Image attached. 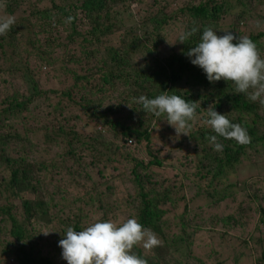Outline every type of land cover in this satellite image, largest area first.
Returning <instances> with one entry per match:
<instances>
[{
  "label": "trees",
  "instance_id": "obj_1",
  "mask_svg": "<svg viewBox=\"0 0 264 264\" xmlns=\"http://www.w3.org/2000/svg\"><path fill=\"white\" fill-rule=\"evenodd\" d=\"M41 2L0 0V16L15 18L0 36V264H67V227L130 218L161 241L133 247L147 264H189L184 244L205 229L214 264H264V174L228 183L242 164L264 161V105L210 82L186 54L211 26L248 36L264 58V12L248 26L254 0ZM165 91L197 103L189 135L177 139L134 102ZM210 106L250 143L218 137L223 151L214 150Z\"/></svg>",
  "mask_w": 264,
  "mask_h": 264
},
{
  "label": "clouds",
  "instance_id": "obj_2",
  "mask_svg": "<svg viewBox=\"0 0 264 264\" xmlns=\"http://www.w3.org/2000/svg\"><path fill=\"white\" fill-rule=\"evenodd\" d=\"M14 23V17L0 16V36L7 35ZM197 32L198 27L182 32L179 42L187 43ZM223 32V35H218L211 26L205 27L200 41L190 48L187 56L192 58L193 65L203 69L210 82L221 79L231 82L234 94H246L249 100L264 105V58H261L257 45L246 35L237 37L231 31ZM134 102L142 105L148 114L163 117L174 128L177 139L181 135H189L191 121L197 115L196 102H189L180 95H169L167 91L151 99L141 95L134 98ZM207 116L210 118L205 123L216 133L208 137L214 150L223 151L224 145L218 137L234 139L240 145L250 143L247 129L231 122L225 114L210 106ZM133 143L129 142L130 145ZM63 237L59 246L67 264H147L132 251L133 247L142 244L144 249L150 250L161 243L157 234L136 218H130L121 225L111 220L96 221L82 226L81 231L69 226Z\"/></svg>",
  "mask_w": 264,
  "mask_h": 264
},
{
  "label": "rangeland",
  "instance_id": "obj_3",
  "mask_svg": "<svg viewBox=\"0 0 264 264\" xmlns=\"http://www.w3.org/2000/svg\"><path fill=\"white\" fill-rule=\"evenodd\" d=\"M168 2L170 5L175 4L176 0H165ZM250 2V0H249ZM49 4V0H42L40 3V7H46ZM134 7V13H137L138 8L140 5L133 3L132 4ZM30 6V4H29ZM28 5H25L26 9V15L30 14V11L34 9V5L29 7ZM252 13L248 18V26L252 29H256L259 24H260V18L257 17L258 14H262L264 12V4L261 2V0H254L253 6H252ZM29 10V11H28ZM223 24L228 25V20L225 19L222 21ZM247 26V27H248ZM247 27L244 28V31L247 30ZM264 158H262L263 160ZM259 174H264V161L259 162L258 164H252L251 162H247L246 164H242V167L238 170V173L236 172L233 176H231V179L229 180L228 183H235V182H242L244 180H247L249 177H258ZM233 191H237L238 186H234L231 188ZM261 193V192H260ZM259 193V194H260ZM262 194V193H261ZM260 194V195H261ZM195 212L199 211L196 208L193 210ZM184 212V206L182 205L179 209V213L182 214ZM251 223L248 225L249 229H254L258 226V222L255 218L250 220ZM177 231V228L173 232ZM210 235L212 233L210 230L205 229L203 232H198L197 236L195 238V242L190 247V250H187L185 244L182 249V251L185 249L186 254L184 255V261L189 260V264H204L205 263H210L214 264L216 262L215 258H212L211 260L209 259V253L208 250L209 248V242H210ZM181 254V253H180ZM191 257L197 258L195 262H193V259ZM201 259V260H199ZM247 258L241 259L239 264H243V262H246L247 264H255V258L249 259L248 261H245ZM236 264L233 261H230V264Z\"/></svg>",
  "mask_w": 264,
  "mask_h": 264
},
{
  "label": "built area",
  "instance_id": "obj_4",
  "mask_svg": "<svg viewBox=\"0 0 264 264\" xmlns=\"http://www.w3.org/2000/svg\"><path fill=\"white\" fill-rule=\"evenodd\" d=\"M132 142V141H131Z\"/></svg>",
  "mask_w": 264,
  "mask_h": 264
}]
</instances>
